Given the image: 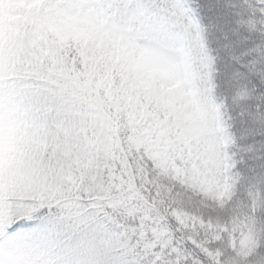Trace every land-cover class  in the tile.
Instances as JSON below:
<instances>
[{"label":"snow or ice","instance_id":"snow-or-ice-1","mask_svg":"<svg viewBox=\"0 0 264 264\" xmlns=\"http://www.w3.org/2000/svg\"><path fill=\"white\" fill-rule=\"evenodd\" d=\"M0 264H264V0H0Z\"/></svg>","mask_w":264,"mask_h":264}]
</instances>
